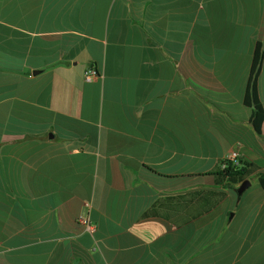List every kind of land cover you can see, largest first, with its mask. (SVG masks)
Returning a JSON list of instances; mask_svg holds the SVG:
<instances>
[{
  "label": "crops",
  "instance_id": "obj_1",
  "mask_svg": "<svg viewBox=\"0 0 264 264\" xmlns=\"http://www.w3.org/2000/svg\"><path fill=\"white\" fill-rule=\"evenodd\" d=\"M262 41L264 0H0V264H264Z\"/></svg>",
  "mask_w": 264,
  "mask_h": 264
},
{
  "label": "trees",
  "instance_id": "obj_2",
  "mask_svg": "<svg viewBox=\"0 0 264 264\" xmlns=\"http://www.w3.org/2000/svg\"><path fill=\"white\" fill-rule=\"evenodd\" d=\"M264 59V41L255 45L250 77L247 83L246 92L243 98L245 106L251 109V125L254 131L259 135L261 124L264 122V108L259 101L256 89L257 75L260 65ZM255 171V167L241 162H228L226 168L221 172L226 177L227 185H241ZM257 184L264 189V173L256 175Z\"/></svg>",
  "mask_w": 264,
  "mask_h": 264
},
{
  "label": "built area",
  "instance_id": "obj_3",
  "mask_svg": "<svg viewBox=\"0 0 264 264\" xmlns=\"http://www.w3.org/2000/svg\"><path fill=\"white\" fill-rule=\"evenodd\" d=\"M99 78H101V74H99V72L95 69H88L83 74V80L86 83L95 82ZM237 158L238 154L236 152H231L226 155L218 164L220 171L222 172L226 168V164L228 162H237ZM86 206L89 207V204H87ZM78 221L81 225H83L85 232L89 233L90 235L95 232L96 226L90 222L88 217H81Z\"/></svg>",
  "mask_w": 264,
  "mask_h": 264
},
{
  "label": "water",
  "instance_id": "obj_4",
  "mask_svg": "<svg viewBox=\"0 0 264 264\" xmlns=\"http://www.w3.org/2000/svg\"><path fill=\"white\" fill-rule=\"evenodd\" d=\"M250 186V183L248 180H245L243 183H241V185L236 189V194H237V197L240 198L241 195L243 194V192L249 188Z\"/></svg>",
  "mask_w": 264,
  "mask_h": 264
}]
</instances>
